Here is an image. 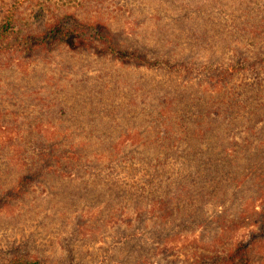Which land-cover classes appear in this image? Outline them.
<instances>
[{
    "label": "trees",
    "instance_id": "trees-1",
    "mask_svg": "<svg viewBox=\"0 0 264 264\" xmlns=\"http://www.w3.org/2000/svg\"><path fill=\"white\" fill-rule=\"evenodd\" d=\"M224 1L166 14L177 26L217 23L183 36L190 55L177 59L124 43L99 10L24 14L3 0L0 210L87 192L92 218L117 229V264L125 252L124 264H180L187 253L165 243L197 232L215 235L202 244L213 264H264V0ZM57 51L70 57L66 74L23 69ZM100 62L138 71L117 104ZM25 246L6 263H48Z\"/></svg>",
    "mask_w": 264,
    "mask_h": 264
},
{
    "label": "rangeland",
    "instance_id": "rangeland-1",
    "mask_svg": "<svg viewBox=\"0 0 264 264\" xmlns=\"http://www.w3.org/2000/svg\"><path fill=\"white\" fill-rule=\"evenodd\" d=\"M199 1L20 0V10L24 14L30 13V11L34 13L53 11L55 13L71 12L85 16L96 14L99 10L101 11L100 17L109 21V25L117 30L118 37L124 43L142 45L148 51L146 54L151 57L163 56L169 53L172 54V57L180 59L190 55L182 46H178V41L180 42L183 36L193 34L194 30L201 25L210 24L216 29L217 23L211 24L205 20H196V22H186L183 27V25L177 26L172 25L171 22H166L169 19L165 16L169 12L183 9L185 6L197 9ZM224 2L226 3L227 0ZM2 3L3 0H0V12L3 10ZM37 22L41 23L39 19ZM174 43H177V45H174ZM62 53L63 51H57L50 54V56L45 55L47 59H40L39 56H35L36 63L30 62L35 68L25 65L23 69L27 71L36 70L37 80L46 72L54 76H57L58 73L64 75L67 73L66 68L69 65L70 57L68 58V55ZM196 57L194 58L196 59ZM59 64L62 66H57ZM91 66L93 68L101 67L105 74H112L110 75L112 78L108 77L105 82H108L114 89L116 87V84L113 85L114 82H118L117 87L119 88L116 89L117 91L113 95L108 96L107 105H111L112 102L117 104L120 101L119 99L125 96L121 93H133L132 88L129 89L126 84L121 82L123 80L125 82L129 81L128 83L133 82V76L138 71L120 70L114 68L112 64L108 66L102 64V62L100 64L92 63ZM6 73L9 78H13L15 75L14 70H8ZM153 74L149 72L145 77H153ZM100 84L101 82L99 86ZM128 95L126 94V96ZM111 98L112 100H110ZM153 105H156V103ZM109 108L113 109V105ZM2 118L8 119L5 116H2ZM21 119L25 120L26 118L19 115V120ZM39 120H55V118L54 116L45 115ZM60 120H66V118H60ZM0 172H3L2 159ZM96 191L94 190V192ZM86 196L87 192L82 193L81 196L59 197L57 200L36 196L37 198L32 201V207L28 208L25 214H23V209L27 207L23 205L26 204L25 202L8 208L6 206V209L0 210V264H7L6 260L11 257L19 259V255H24L26 249L23 247H26V244L34 248L36 254L41 256L42 261L48 262L47 264H117V261L113 260L117 258L118 251L115 243L119 240V236L116 234L117 229L113 226L114 223H108L104 226L92 218L94 215L92 210H89L85 206L84 202L86 201H83L88 200ZM88 201L93 202L91 198ZM103 217L100 216V219L102 220ZM68 220L70 221L67 224ZM56 234L58 235L56 236ZM214 236L213 232L203 234V236H199L197 232L187 238H176L171 241L172 243L166 242L165 246L169 252H174V254L187 253L186 256L177 254L182 261L180 264L186 263L187 261L184 262L185 258L191 256H195L194 259L198 257V264H213L214 256L210 252L204 251L202 244H207ZM12 240L18 241V243L10 244ZM183 246H186V248H183ZM123 254L127 258L124 262L126 263L131 254L128 252Z\"/></svg>",
    "mask_w": 264,
    "mask_h": 264
}]
</instances>
